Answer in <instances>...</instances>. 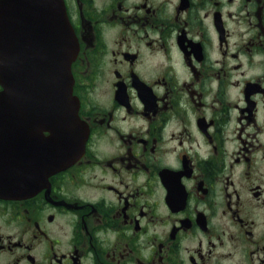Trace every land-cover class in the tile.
Wrapping results in <instances>:
<instances>
[{
	"label": "flooded vegetation",
	"instance_id": "obj_1",
	"mask_svg": "<svg viewBox=\"0 0 264 264\" xmlns=\"http://www.w3.org/2000/svg\"><path fill=\"white\" fill-rule=\"evenodd\" d=\"M63 2L86 148L0 196V264H264V0Z\"/></svg>",
	"mask_w": 264,
	"mask_h": 264
},
{
	"label": "water",
	"instance_id": "obj_2",
	"mask_svg": "<svg viewBox=\"0 0 264 264\" xmlns=\"http://www.w3.org/2000/svg\"><path fill=\"white\" fill-rule=\"evenodd\" d=\"M77 47L63 0H0V196L35 193L84 152L89 129L71 74Z\"/></svg>",
	"mask_w": 264,
	"mask_h": 264
}]
</instances>
